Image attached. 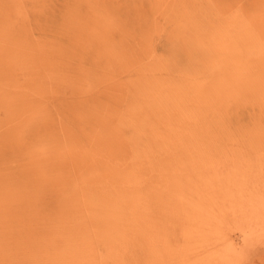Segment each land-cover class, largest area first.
<instances>
[{
  "label": "rangeland",
  "instance_id": "374dc122",
  "mask_svg": "<svg viewBox=\"0 0 264 264\" xmlns=\"http://www.w3.org/2000/svg\"><path fill=\"white\" fill-rule=\"evenodd\" d=\"M0 264H264V0H0Z\"/></svg>",
  "mask_w": 264,
  "mask_h": 264
},
{
  "label": "bare ground",
  "instance_id": "6f19581e",
  "mask_svg": "<svg viewBox=\"0 0 264 264\" xmlns=\"http://www.w3.org/2000/svg\"><path fill=\"white\" fill-rule=\"evenodd\" d=\"M237 217V216H236ZM227 253L229 256H231V254L233 253V251L235 250V247H229V249H227Z\"/></svg>",
  "mask_w": 264,
  "mask_h": 264
}]
</instances>
